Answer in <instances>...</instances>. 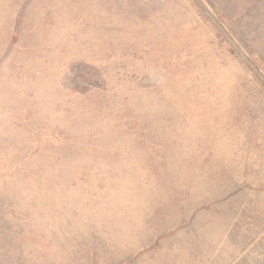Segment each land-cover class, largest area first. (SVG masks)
Listing matches in <instances>:
<instances>
[{
    "label": "rangeland",
    "instance_id": "obj_1",
    "mask_svg": "<svg viewBox=\"0 0 264 264\" xmlns=\"http://www.w3.org/2000/svg\"><path fill=\"white\" fill-rule=\"evenodd\" d=\"M0 264H264V0H0Z\"/></svg>",
    "mask_w": 264,
    "mask_h": 264
}]
</instances>
